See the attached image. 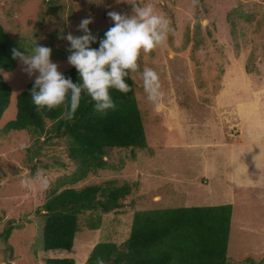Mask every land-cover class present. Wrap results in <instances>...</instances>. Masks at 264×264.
I'll list each match as a JSON object with an SVG mask.
<instances>
[{
	"label": "rangeland",
	"instance_id": "1",
	"mask_svg": "<svg viewBox=\"0 0 264 264\" xmlns=\"http://www.w3.org/2000/svg\"><path fill=\"white\" fill-rule=\"evenodd\" d=\"M153 3L173 28L167 43L141 53L139 71L155 70L164 99L147 100L139 72L131 73L147 149L108 150L97 166L83 154L70 157L68 142L39 146L28 130L4 132L14 121L17 96L34 82L16 67L2 73L10 90L0 118V264H45L72 259L85 264L101 242L121 245L135 211L232 205L226 264H264V0H134ZM131 13L116 0H0V24L24 52L35 43L51 48L64 73L70 44L61 39L89 16L92 33L112 25L107 12ZM206 21V23H205ZM51 122H46L50 127ZM43 139V138H42ZM28 148L21 150L19 145ZM40 161L31 162L35 154ZM42 169L51 184L22 189L19 181ZM128 183L122 207L80 218L72 249H43L44 215L37 209L51 191ZM9 234H6L8 229Z\"/></svg>",
	"mask_w": 264,
	"mask_h": 264
},
{
	"label": "trees",
	"instance_id": "2",
	"mask_svg": "<svg viewBox=\"0 0 264 264\" xmlns=\"http://www.w3.org/2000/svg\"><path fill=\"white\" fill-rule=\"evenodd\" d=\"M112 26L97 33H92L88 26L97 38L90 47L98 48L104 33ZM14 48L23 53L0 24V118L10 101L9 86L2 79V73L13 70L19 61L12 57ZM63 74L70 77L73 83L79 82L74 67ZM33 83L27 84L17 96L15 119L5 126L4 132L28 130L39 146L54 139H65L69 144L70 157L82 153L85 159L97 166L107 162L104 158L108 150L127 149L133 152L147 149L135 85L130 76L126 79L132 89L130 92L124 94L115 89L109 90L117 106L115 111L109 110L107 115L96 112L94 102L82 94L71 121L62 117L63 107L37 111L29 94ZM46 122H51L50 127L46 126ZM39 161L36 153L31 162L36 165ZM104 184L102 188L85 186L66 188L59 193L51 191L50 199L37 209L38 214L44 215V250L72 249L78 223L86 212L100 210L108 214L122 207L120 199L128 195L130 184L116 185L112 181ZM231 216V204L135 211L124 243L96 244L85 264H95L97 257H101L105 264H226ZM45 264H74V260L47 259Z\"/></svg>",
	"mask_w": 264,
	"mask_h": 264
},
{
	"label": "clouds",
	"instance_id": "3",
	"mask_svg": "<svg viewBox=\"0 0 264 264\" xmlns=\"http://www.w3.org/2000/svg\"><path fill=\"white\" fill-rule=\"evenodd\" d=\"M116 3L129 4L131 13L107 12L113 26L104 33L98 48L90 47L97 39L88 27L93 23L90 16L82 19L77 26V31L83 35L73 36L68 33L60 37L70 44L67 64L76 69L78 83H73L70 77L58 71L59 65L50 59L51 48L35 43L31 52L25 50L22 53L12 49L13 59H18L23 66L21 70L30 78L35 74L29 94L37 111L63 107L62 117L71 121L80 105L82 94H86L94 102L95 111L107 115L109 110L115 111L117 108L109 90L115 89L127 94L132 89L126 79L136 72H139L147 100L155 107L161 106L165 94L161 90L159 75L147 66L140 72L138 60L142 52L148 54L167 43L173 32L171 22L156 11L153 3L143 6L134 0H116ZM198 4L199 0H191L188 10L190 14ZM28 147L26 143L19 145L21 150ZM50 184L49 177L42 169H38L34 176L29 174L19 181L20 187L26 190H32L36 185L47 190ZM95 264H105V261L97 257Z\"/></svg>",
	"mask_w": 264,
	"mask_h": 264
}]
</instances>
